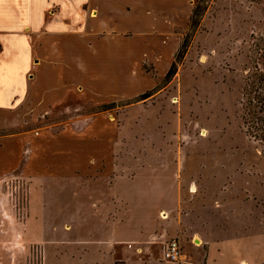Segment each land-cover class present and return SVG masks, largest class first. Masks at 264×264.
I'll return each instance as SVG.
<instances>
[{
	"label": "rangeland",
	"instance_id": "1",
	"mask_svg": "<svg viewBox=\"0 0 264 264\" xmlns=\"http://www.w3.org/2000/svg\"><path fill=\"white\" fill-rule=\"evenodd\" d=\"M176 5L162 52L54 53L42 69L37 59L24 75L13 67L9 89L0 81L10 161L0 169V264H172L162 259L172 238L180 264H202V223L212 242L228 240L211 264L252 259L231 253L235 213L224 222L207 211L250 210L259 199L241 201L244 191L264 197V0ZM194 9L198 25L166 81Z\"/></svg>",
	"mask_w": 264,
	"mask_h": 264
},
{
	"label": "crops",
	"instance_id": "2",
	"mask_svg": "<svg viewBox=\"0 0 264 264\" xmlns=\"http://www.w3.org/2000/svg\"><path fill=\"white\" fill-rule=\"evenodd\" d=\"M176 4L177 0H0V52L3 56L0 58V81L9 89L18 77L17 73H12L13 67L19 68L24 75L32 68L31 59H37L36 66L42 69V61L54 53L59 56L73 53L80 59H87V55H80L113 52L127 58L128 52L139 54L151 45L162 52L164 38L174 22ZM148 37L153 39L149 45L140 41ZM126 63L120 64V67L126 66ZM54 79L47 78L43 85L57 84ZM106 86L108 91L112 84ZM6 153L7 149L0 144V169L3 168L2 163H10ZM258 199L259 202L256 201L250 210L239 206L237 214L234 209L227 210L219 203L215 206L217 210L207 211L210 215L214 212L213 217H220L224 222L235 213L231 253L239 255L242 252L252 257L250 260L237 257V264H264L263 258L254 256L255 245L264 244V197L258 198L244 191L241 201L252 203ZM257 207L259 210L262 207L259 217ZM196 227L199 232H194L196 238L193 243L201 247L205 258L202 264H211L222 253L228 240L212 242L209 232L203 229V223ZM243 233L244 245H241L240 235Z\"/></svg>",
	"mask_w": 264,
	"mask_h": 264
},
{
	"label": "trees",
	"instance_id": "3",
	"mask_svg": "<svg viewBox=\"0 0 264 264\" xmlns=\"http://www.w3.org/2000/svg\"><path fill=\"white\" fill-rule=\"evenodd\" d=\"M197 17H201L200 10L194 9V11L192 12V14L190 16V28H191L190 30H192V31H190V33H187L185 35V37L182 39V41H181V43L177 49V52L174 56V59L170 63L169 68L165 73L164 80L169 81L174 76V74L176 73L177 64H179L182 61V59L186 53L187 47L189 45V40H190L191 34L198 25V18ZM146 97H148V93H145L142 95V98H146Z\"/></svg>",
	"mask_w": 264,
	"mask_h": 264
},
{
	"label": "built area",
	"instance_id": "4",
	"mask_svg": "<svg viewBox=\"0 0 264 264\" xmlns=\"http://www.w3.org/2000/svg\"><path fill=\"white\" fill-rule=\"evenodd\" d=\"M190 190H195L194 186H190ZM180 243L176 238L168 240L162 249V259L172 264H180L182 262V252Z\"/></svg>",
	"mask_w": 264,
	"mask_h": 264
}]
</instances>
